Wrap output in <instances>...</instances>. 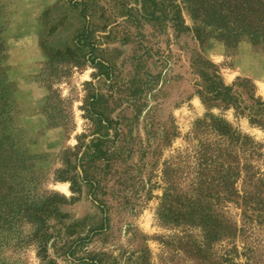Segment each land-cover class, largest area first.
<instances>
[{
    "label": "rangeland",
    "instance_id": "374dc122",
    "mask_svg": "<svg viewBox=\"0 0 264 264\" xmlns=\"http://www.w3.org/2000/svg\"><path fill=\"white\" fill-rule=\"evenodd\" d=\"M226 3L224 15L241 13V0ZM209 10L0 0V165H18L0 179L6 264H193L203 233L182 220L189 205L239 225L248 194L264 209V115L252 103H264V50L206 36ZM208 62L239 85L236 107L202 100ZM223 166L238 193L217 200Z\"/></svg>",
    "mask_w": 264,
    "mask_h": 264
},
{
    "label": "trees",
    "instance_id": "16d2710c",
    "mask_svg": "<svg viewBox=\"0 0 264 264\" xmlns=\"http://www.w3.org/2000/svg\"><path fill=\"white\" fill-rule=\"evenodd\" d=\"M210 6L208 15L201 21L202 26L209 28L210 31L206 36L213 35L217 39L236 42L247 40L252 43L255 49L264 50V0H241L243 7L241 13L235 18L224 15L229 13L225 8L228 0H207ZM195 20H197L195 18ZM197 37L204 33L200 32L198 26ZM199 32V33H198ZM207 68L212 70L208 77V88L202 93V100L208 107H236L237 98L233 95V90L237 85L232 87L225 86L220 79L219 71L212 63H206ZM253 100V98H251ZM253 107L258 109L255 116L264 115V103L253 100ZM92 106V103L90 104ZM238 108V107H237ZM252 124H257V120L252 119ZM10 151L12 148H8ZM10 155V154H9ZM203 164V163H202ZM18 165L16 162L8 159L0 165V179L6 176V179L13 176ZM3 171L6 173L3 174ZM229 168L222 167L218 171L216 181L220 185V190L216 193L218 199H230L237 195L233 190V178L236 176ZM8 196V195H6ZM245 197L244 210L241 212V225L236 222L220 218H213L214 211L209 206L203 207L202 201L197 200L195 204L189 205L184 211L182 220L192 228H200L203 236L200 239L191 240L189 243L190 250H187L189 258L193 264H264V209L263 203L255 196ZM5 197V196H4ZM9 197V196H8ZM207 199L210 196H205ZM10 209V207H9ZM165 209L161 219L164 222ZM162 211V210H161ZM171 211V210H168ZM178 212L179 210H172ZM3 208L0 206V236L4 232L1 216ZM5 215V214H4ZM219 244V248L218 245ZM217 246V247H216ZM0 264H6L1 258Z\"/></svg>",
    "mask_w": 264,
    "mask_h": 264
}]
</instances>
